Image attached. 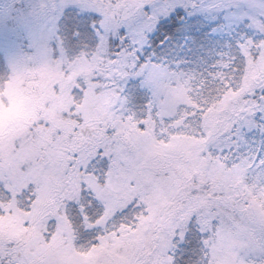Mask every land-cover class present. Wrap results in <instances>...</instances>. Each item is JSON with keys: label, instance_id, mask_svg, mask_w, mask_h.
Returning <instances> with one entry per match:
<instances>
[{"label": "snow or ice", "instance_id": "1", "mask_svg": "<svg viewBox=\"0 0 264 264\" xmlns=\"http://www.w3.org/2000/svg\"><path fill=\"white\" fill-rule=\"evenodd\" d=\"M0 69V264H264V0H34ZM178 18L223 39L196 67Z\"/></svg>", "mask_w": 264, "mask_h": 264}, {"label": "rangeland", "instance_id": "2", "mask_svg": "<svg viewBox=\"0 0 264 264\" xmlns=\"http://www.w3.org/2000/svg\"><path fill=\"white\" fill-rule=\"evenodd\" d=\"M34 0H0V69L7 66L9 60L29 54L34 40L30 24V9ZM7 15V17H5ZM219 37L220 34L216 33ZM222 38V37H221ZM223 39L218 46L197 53L193 59H181L196 67L201 61L211 60L221 49Z\"/></svg>", "mask_w": 264, "mask_h": 264}, {"label": "trees", "instance_id": "3", "mask_svg": "<svg viewBox=\"0 0 264 264\" xmlns=\"http://www.w3.org/2000/svg\"><path fill=\"white\" fill-rule=\"evenodd\" d=\"M178 25L166 36L168 43L165 52L173 59H193L197 53L210 50L222 41L213 31L210 21L201 18H178Z\"/></svg>", "mask_w": 264, "mask_h": 264}]
</instances>
